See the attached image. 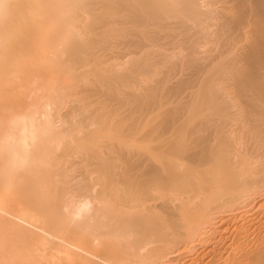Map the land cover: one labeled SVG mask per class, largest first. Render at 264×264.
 <instances>
[{
	"label": "bare ground",
	"instance_id": "bare-ground-1",
	"mask_svg": "<svg viewBox=\"0 0 264 264\" xmlns=\"http://www.w3.org/2000/svg\"><path fill=\"white\" fill-rule=\"evenodd\" d=\"M0 264H264V0H0Z\"/></svg>",
	"mask_w": 264,
	"mask_h": 264
}]
</instances>
